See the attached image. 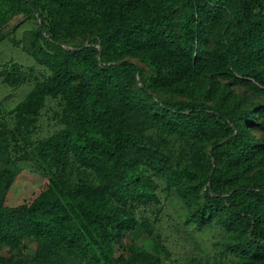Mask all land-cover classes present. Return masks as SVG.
Listing matches in <instances>:
<instances>
[{"label":"trees","instance_id":"trees-1","mask_svg":"<svg viewBox=\"0 0 264 264\" xmlns=\"http://www.w3.org/2000/svg\"><path fill=\"white\" fill-rule=\"evenodd\" d=\"M3 1L2 51L16 14L46 12L93 31L99 60L88 59L90 49L65 48L42 20L20 47L25 57H15L26 63L0 58V88L30 87L9 105L10 125L0 117V248L8 253L0 264H159L138 247L128 257L113 255L106 240L125 229L117 208L132 213L133 227L145 225L157 252L176 246L160 229L167 216L198 239L204 264L264 261V194L252 185L264 173L241 182L235 172L261 149L249 133L251 111L155 99L134 89L142 69L122 59L144 52L150 86L187 82L203 67L205 16L221 21L228 12L229 37H215L212 53L236 77L264 88V0H180L187 7L181 25L173 20L176 0ZM75 60L84 73L72 84ZM49 101L59 107L47 121ZM205 141L209 151L198 147ZM22 165L48 175L50 186L31 204L6 206ZM176 205L182 215L173 218ZM222 223L243 233L232 243L207 236L222 234Z\"/></svg>","mask_w":264,"mask_h":264},{"label":"rangeland","instance_id":"rangeland-1","mask_svg":"<svg viewBox=\"0 0 264 264\" xmlns=\"http://www.w3.org/2000/svg\"><path fill=\"white\" fill-rule=\"evenodd\" d=\"M0 7L5 8V3L0 0ZM173 20L181 25L187 13V7L180 0H176L174 5ZM34 16L31 13L20 11L16 14L8 24L5 30L7 47L5 50L0 49V58L15 59L23 63L27 59H16L15 57H25L21 45L26 44L30 32L34 29L40 20L44 21L51 33L55 34L61 39V44L65 48L73 49L75 52L79 48L90 49L88 52V59L96 62L99 60V54L96 52V46L90 42L93 37V31L83 32L79 25L65 15H58L51 18L46 12L37 13ZM204 21L207 25L209 41L205 46L204 63L202 69L197 68L196 73L192 79L187 82H179L170 88L153 87L150 86L153 77V70L147 63L146 54L144 52H124L122 59L131 61L142 69V79L137 75L134 89L139 91L142 88L155 98L159 100H197L204 102L213 107H229L235 111H251L256 124L249 127V133L254 140L261 145L260 151L254 155L252 159L244 165L235 169L239 176V180L244 182L251 178L256 172L264 173V88L258 85L253 80H244L236 77L233 73L226 70L224 66L216 61L213 55L215 48V37H221L227 40L232 29L231 16L225 12L221 21H217L211 15H206ZM9 45V49H8ZM5 47V46H4ZM82 50V51H83ZM101 50V49H100ZM74 75L72 84L77 82L83 75V70L80 65L81 62L75 60ZM29 86H23L19 90L11 88H0V117L1 122H6L10 125L7 110L9 105L16 102L29 89ZM151 103L152 100L148 99ZM59 105L56 101H49L45 112V118L48 121L49 115L58 109ZM169 133L165 131V134ZM172 136V135H171ZM210 142H201L198 147H204L206 151L210 150ZM223 162H216L221 165ZM51 180L48 175L40 173L31 167L21 166V169L14 179L11 187L4 196V204L9 207H15L22 204H31L40 194L46 191L50 186ZM255 192L264 194V180L252 183ZM1 189V182H0ZM174 215H182L181 209L173 207ZM190 209L189 213H191ZM262 214L264 218V206H262ZM151 219L152 216L148 215ZM116 217L124 222V228L121 232L120 239L106 240V245L113 252L115 257L124 255L128 257L132 254V249L135 247L143 248L150 252L154 260L159 264H204V259L201 257L203 249L199 245L198 239L192 237L184 230H181L174 223V220L168 219L164 216L161 231H165L168 241H174L176 246L170 251L160 250L157 252V247L154 239L148 234L145 225H133L132 213L127 210L117 208ZM223 227L221 232L215 231V234L207 231L203 233L215 240L223 241L224 243H232L238 239L242 231L235 228L228 229L227 225L221 224ZM115 233L112 231V234ZM205 238V237H204ZM203 238V239H204ZM208 238V237H207ZM210 239V238H208ZM28 252L34 253L35 244L30 240L26 241ZM0 255L8 256L7 250L0 248ZM232 264H264L262 262H255L252 259H240Z\"/></svg>","mask_w":264,"mask_h":264}]
</instances>
